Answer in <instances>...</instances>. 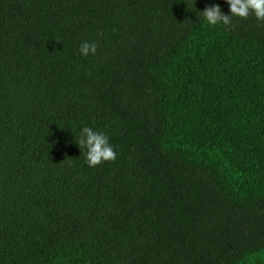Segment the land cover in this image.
<instances>
[{"label": "trees", "instance_id": "trees-1", "mask_svg": "<svg viewBox=\"0 0 264 264\" xmlns=\"http://www.w3.org/2000/svg\"><path fill=\"white\" fill-rule=\"evenodd\" d=\"M213 4L0 0V264H264V22Z\"/></svg>", "mask_w": 264, "mask_h": 264}, {"label": "clouds", "instance_id": "clouds-1", "mask_svg": "<svg viewBox=\"0 0 264 264\" xmlns=\"http://www.w3.org/2000/svg\"><path fill=\"white\" fill-rule=\"evenodd\" d=\"M226 3L229 5L228 15L223 14L217 4L205 7L202 14L208 25L230 26L233 17L247 19L250 15H254L257 20L264 22V0H226ZM96 48L95 43L89 44L85 41L80 45L79 52L83 56L95 55ZM76 143L79 148L87 150L85 159L89 167H96L101 163L116 159V152L109 143L108 136L102 132L94 131L90 127L86 126L81 129Z\"/></svg>", "mask_w": 264, "mask_h": 264}]
</instances>
